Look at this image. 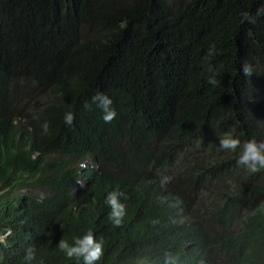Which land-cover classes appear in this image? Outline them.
I'll return each instance as SVG.
<instances>
[{"label": "trees", "instance_id": "obj_1", "mask_svg": "<svg viewBox=\"0 0 264 264\" xmlns=\"http://www.w3.org/2000/svg\"><path fill=\"white\" fill-rule=\"evenodd\" d=\"M261 9L264 0H191L178 12L161 0H0V235L10 231L0 264H83L59 244L88 232L103 243L95 264H164L166 253L175 264H264V168L220 192L218 230L145 171L154 138L203 131L239 138L242 150L250 139L264 144ZM21 80L56 98L39 106L32 133L11 97ZM97 93L113 101L111 123ZM224 153L199 177L245 172L242 151ZM29 182L50 193H10ZM113 191L126 206L119 227L105 202Z\"/></svg>", "mask_w": 264, "mask_h": 264}, {"label": "rangeland", "instance_id": "obj_2", "mask_svg": "<svg viewBox=\"0 0 264 264\" xmlns=\"http://www.w3.org/2000/svg\"><path fill=\"white\" fill-rule=\"evenodd\" d=\"M171 6L177 7L184 0H166ZM13 89L14 106L18 117L17 124L24 131L33 129L32 118L36 115L40 105L51 103L56 100L53 97L52 89H41L34 81H18ZM264 96V92L262 93ZM214 133V132H213ZM229 134H224V136ZM232 136V135H231ZM221 137L210 132L197 131L189 132L182 142L166 143L162 139H152L149 149L153 152L156 160L151 168H146L148 177L154 185L161 190H167L175 196L182 198L190 213L193 214L196 223L208 230H218L219 221L216 218V208L221 202L220 192L240 186L246 171L250 168L243 165L246 170H237L225 174L214 176L212 180L199 177L200 175H212V167L218 161L221 154L225 151L220 147ZM242 146L235 151H243ZM171 177V181L166 186H161L162 177ZM223 177V178H222ZM223 182H222V179ZM261 182L264 178L260 177ZM78 185L84 186L77 182ZM13 194H31L44 197L50 193V190L43 186H37L29 182L28 186H21L18 189H12ZM182 194L185 196V201ZM211 229V230H212ZM220 264V263H218Z\"/></svg>", "mask_w": 264, "mask_h": 264}, {"label": "clouds", "instance_id": "obj_3", "mask_svg": "<svg viewBox=\"0 0 264 264\" xmlns=\"http://www.w3.org/2000/svg\"><path fill=\"white\" fill-rule=\"evenodd\" d=\"M164 5L173 12H178L184 6H186L191 0H184L177 7L171 6L166 0H161ZM133 2L130 3V5ZM260 11L264 12V9ZM259 14V13H258ZM250 22L255 23V17H247ZM124 24H121L123 27ZM208 55H212V50H209ZM242 71L244 75H251V67L247 64H244L242 67ZM214 77L209 78V83H215ZM93 102L98 103V107L102 110V120L105 123H111L117 116V112L112 107V99L104 93H97L93 97ZM75 114L71 111L66 112L64 115V123L68 126H71L74 122ZM44 133L48 131V124L45 122L41 125ZM29 133L33 132V129L28 130ZM186 137V136H185ZM175 141L182 142L183 139ZM161 139V138H160ZM163 140V139H162ZM165 141V140H163ZM166 142V141H165ZM168 143V141L166 142ZM174 143V142H173ZM241 145V141L239 138H234L231 135H226L220 140V147L224 150H232L235 151ZM264 144H258L255 139H250L244 142L243 151L240 155L237 163L241 165H248L250 170L255 172L259 169L264 168ZM80 167H87L86 163H81ZM171 181V177L165 176L161 179V186H166ZM27 194V193H26ZM122 195L120 192L113 191L109 193L106 197V203L111 207L112 211L109 215V219H111L114 223V226L119 227L123 223V218L126 215V206L121 203L118 197ZM10 234V231L0 235V242L6 241V237ZM59 248L65 252L67 258H82L83 264H95V262L99 261L101 257L104 255L103 243L102 241H97L94 235L91 232L86 233L82 238H76L75 243L70 245L67 241L61 240L59 244ZM35 258L34 252L29 249L27 256L25 259L27 261H32ZM164 264H175L174 257L171 254L166 253Z\"/></svg>", "mask_w": 264, "mask_h": 264}]
</instances>
